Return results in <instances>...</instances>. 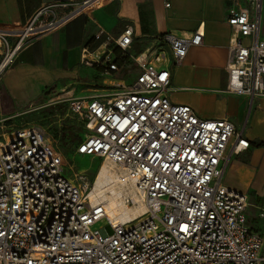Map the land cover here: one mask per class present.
<instances>
[{
	"label": "built area",
	"instance_id": "obj_1",
	"mask_svg": "<svg viewBox=\"0 0 264 264\" xmlns=\"http://www.w3.org/2000/svg\"><path fill=\"white\" fill-rule=\"evenodd\" d=\"M97 1L47 4L21 28L0 26V82L25 46ZM241 2L228 9L226 92L264 96V0ZM133 33L127 26L104 52L102 45L82 48V63L101 69L111 93L69 98L67 106L86 130L75 153L113 163L120 181L142 196L146 213L124 222L111 218L105 203L91 198L95 179L66 176L65 159L44 126L3 131L0 264H264V236L249 224L248 195L224 183L231 141L235 153L250 142L230 119L202 118L172 102L171 71L132 54ZM203 38L196 30L156 39L181 64ZM119 59L139 67L131 83L117 76ZM138 203L126 195V205ZM102 221L112 233L97 226Z\"/></svg>",
	"mask_w": 264,
	"mask_h": 264
},
{
	"label": "crops",
	"instance_id": "obj_2",
	"mask_svg": "<svg viewBox=\"0 0 264 264\" xmlns=\"http://www.w3.org/2000/svg\"><path fill=\"white\" fill-rule=\"evenodd\" d=\"M72 1L78 0H0V26L21 28L44 5ZM233 1L99 0L85 13L25 46L4 75L1 86L20 111L52 88H75L93 76L103 79L100 68L82 63V48L102 45L104 52L112 46V38L132 26L131 53H144L147 61L171 71L172 102L191 106L202 118L230 119L238 133L250 142L248 149L235 153V138L231 141L224 183L248 195L249 224L264 236V216L260 215L264 214V146L258 144L264 142V96L226 92L225 66L232 36L228 9ZM241 1L245 5V0ZM196 30L204 33L203 42L191 47L181 64L175 62L170 48L156 39L165 33L183 35ZM261 37L264 38V12ZM118 64V76L130 68L137 70L136 75L139 72L131 60L119 59Z\"/></svg>",
	"mask_w": 264,
	"mask_h": 264
},
{
	"label": "rangeland",
	"instance_id": "obj_3",
	"mask_svg": "<svg viewBox=\"0 0 264 264\" xmlns=\"http://www.w3.org/2000/svg\"><path fill=\"white\" fill-rule=\"evenodd\" d=\"M129 70L119 73L117 76L126 83H131L137 70L135 68ZM110 93V89L104 85L103 79L93 76L89 82L75 88L71 87L65 90L52 88L36 101L31 102L32 104L18 111L12 105L0 83V134L15 127L34 124L44 126L48 130L54 148L65 159L66 176L73 179L75 174H83L93 180L102 164V158L75 153V147L79 142L75 141L74 137L79 136L82 139L86 130L83 120L68 111L67 99L87 96L100 97ZM2 126H5L4 129ZM97 226L105 227L109 233H112L111 227L104 221Z\"/></svg>",
	"mask_w": 264,
	"mask_h": 264
},
{
	"label": "bare ground",
	"instance_id": "obj_4",
	"mask_svg": "<svg viewBox=\"0 0 264 264\" xmlns=\"http://www.w3.org/2000/svg\"><path fill=\"white\" fill-rule=\"evenodd\" d=\"M119 177L118 168L110 161H105L95 177L91 198L104 202L110 217L124 222L142 216L146 213L147 207L135 187H126ZM128 194L137 199L139 203L134 206L126 205L125 197Z\"/></svg>",
	"mask_w": 264,
	"mask_h": 264
},
{
	"label": "trees",
	"instance_id": "obj_5",
	"mask_svg": "<svg viewBox=\"0 0 264 264\" xmlns=\"http://www.w3.org/2000/svg\"><path fill=\"white\" fill-rule=\"evenodd\" d=\"M74 140L80 142L82 139H81L79 136H75V137H74ZM258 144H259L260 146H264V142H259Z\"/></svg>",
	"mask_w": 264,
	"mask_h": 264
}]
</instances>
